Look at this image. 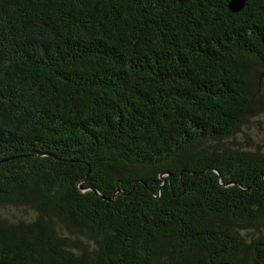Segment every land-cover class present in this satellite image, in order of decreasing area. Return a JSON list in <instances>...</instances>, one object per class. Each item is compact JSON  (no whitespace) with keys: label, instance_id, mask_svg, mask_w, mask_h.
Here are the masks:
<instances>
[{"label":"trees","instance_id":"1","mask_svg":"<svg viewBox=\"0 0 264 264\" xmlns=\"http://www.w3.org/2000/svg\"><path fill=\"white\" fill-rule=\"evenodd\" d=\"M0 0V264H264V0Z\"/></svg>","mask_w":264,"mask_h":264},{"label":"water","instance_id":"2","mask_svg":"<svg viewBox=\"0 0 264 264\" xmlns=\"http://www.w3.org/2000/svg\"><path fill=\"white\" fill-rule=\"evenodd\" d=\"M247 0H229L228 2V10L231 13H237L242 10L244 4ZM261 43L264 47V36L261 38ZM258 80L264 84V69L259 73Z\"/></svg>","mask_w":264,"mask_h":264},{"label":"rangeland","instance_id":"3","mask_svg":"<svg viewBox=\"0 0 264 264\" xmlns=\"http://www.w3.org/2000/svg\"><path fill=\"white\" fill-rule=\"evenodd\" d=\"M259 121V123L254 125V132L259 136L261 142L262 138L264 139V117H262Z\"/></svg>","mask_w":264,"mask_h":264}]
</instances>
